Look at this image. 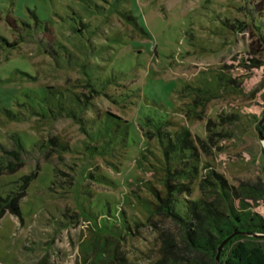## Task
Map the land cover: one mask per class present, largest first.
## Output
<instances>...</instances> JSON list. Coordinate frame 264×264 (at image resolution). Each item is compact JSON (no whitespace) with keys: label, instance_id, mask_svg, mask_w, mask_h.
Returning <instances> with one entry per match:
<instances>
[{"label":"rangeland","instance_id":"374dc122","mask_svg":"<svg viewBox=\"0 0 264 264\" xmlns=\"http://www.w3.org/2000/svg\"><path fill=\"white\" fill-rule=\"evenodd\" d=\"M263 125L264 0H0V195L33 177L0 264H112L103 237L152 264L161 137L187 133L197 200L264 186Z\"/></svg>","mask_w":264,"mask_h":264},{"label":"trees","instance_id":"16d2710c","mask_svg":"<svg viewBox=\"0 0 264 264\" xmlns=\"http://www.w3.org/2000/svg\"><path fill=\"white\" fill-rule=\"evenodd\" d=\"M6 44L14 47L17 41ZM186 135L184 132L177 138L174 146L161 137V156L157 169L151 172L159 173L162 180L159 188L149 187L147 199V221L155 224V218L162 223L159 256L152 264H214L218 248L225 240L219 264H264V186L239 190L221 180L218 185L211 181L215 189L208 191V198L185 199L188 185L183 180L188 170L183 168L187 157L184 155L191 156L185 151L190 150ZM8 153L15 161L6 164L0 155V175L14 172L21 164L19 152ZM32 178H20L5 196L0 195V218L5 213L19 214V200ZM204 184L200 183L201 188ZM99 240L111 257L109 262L128 264L116 250L114 241L107 237Z\"/></svg>","mask_w":264,"mask_h":264},{"label":"water","instance_id":"95a60500","mask_svg":"<svg viewBox=\"0 0 264 264\" xmlns=\"http://www.w3.org/2000/svg\"><path fill=\"white\" fill-rule=\"evenodd\" d=\"M225 241H226V240H225ZM225 241H223L222 244H224ZM222 244H221V245H222ZM221 245L219 246L218 251H220V249H221ZM215 264H218V255H216V258H215Z\"/></svg>","mask_w":264,"mask_h":264}]
</instances>
